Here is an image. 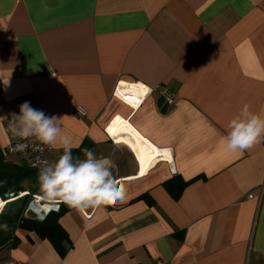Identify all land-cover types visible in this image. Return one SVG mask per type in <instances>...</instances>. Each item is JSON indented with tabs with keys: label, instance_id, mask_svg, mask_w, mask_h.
Returning a JSON list of instances; mask_svg holds the SVG:
<instances>
[{
	"label": "crops",
	"instance_id": "0c3cea01",
	"mask_svg": "<svg viewBox=\"0 0 264 264\" xmlns=\"http://www.w3.org/2000/svg\"><path fill=\"white\" fill-rule=\"evenodd\" d=\"M0 93L2 150L28 102L127 189L84 214L63 206L64 255L16 228L0 264H264V142L230 152L223 139L244 105L264 115V0H0ZM131 130L158 160L143 174L117 143ZM176 175L186 185L173 199L164 183Z\"/></svg>",
	"mask_w": 264,
	"mask_h": 264
},
{
	"label": "clouds",
	"instance_id": "9594fccd",
	"mask_svg": "<svg viewBox=\"0 0 264 264\" xmlns=\"http://www.w3.org/2000/svg\"><path fill=\"white\" fill-rule=\"evenodd\" d=\"M9 129L21 140L35 138L43 145L55 148L59 145L63 154L54 161H40L38 185L40 198L48 203H63L84 214L88 209L123 202L126 187L113 175L112 163L90 149H83V158L72 155V140L62 133L61 118L48 116L28 102L20 106L19 114H13ZM225 148L230 152L250 150L264 142V115L250 111L244 105L239 113L226 124ZM26 144H18L23 151Z\"/></svg>",
	"mask_w": 264,
	"mask_h": 264
},
{
	"label": "trees",
	"instance_id": "16d2710c",
	"mask_svg": "<svg viewBox=\"0 0 264 264\" xmlns=\"http://www.w3.org/2000/svg\"><path fill=\"white\" fill-rule=\"evenodd\" d=\"M84 145L79 148H72V155H76L84 149ZM4 150L0 148V198L4 200L5 194H13L15 197L19 193L27 192L15 200L9 201L7 208L0 212V224L4 229H0V247L8 241L15 243L13 232L16 228L34 231L40 238L47 239L60 255H64L69 239L65 230L59 224V218L64 213V207L59 212L48 214L42 221L34 218H25L23 212L29 203L31 194H40L38 185V171L31 168L27 162L20 164L13 163L6 159ZM186 183L180 176H174L164 183L165 189L173 199H178ZM8 231L4 235V232Z\"/></svg>",
	"mask_w": 264,
	"mask_h": 264
},
{
	"label": "built area",
	"instance_id": "2783aa9c",
	"mask_svg": "<svg viewBox=\"0 0 264 264\" xmlns=\"http://www.w3.org/2000/svg\"><path fill=\"white\" fill-rule=\"evenodd\" d=\"M114 95L126 103L125 100L121 99L120 96L117 94V88H115ZM161 97L167 103H170L175 94L167 89H163L161 91ZM0 103H4V97L0 93ZM75 115L81 117L84 115V110L82 108L76 107L75 108ZM18 144H26L27 147L23 151H18L17 145ZM4 154L6 155H27L29 156L28 164L31 168L35 169L39 172L40 169V161L47 160L49 161L52 156L57 158L60 157L61 152L56 150L55 148H50L49 146L43 145L40 141L35 138H30L29 140H21L18 137L13 136L7 147L4 149ZM27 194V192H24ZM23 196L22 193H19L16 197L18 198ZM253 195H249V198H252ZM63 206H67L63 203H48L41 200L40 196L33 195L32 199L29 201L28 205L26 206L23 216L25 218H34L38 221H42L48 214L59 212ZM43 207H47V209H43ZM40 210H37V209ZM1 264H26L19 260L8 259L3 261ZM154 264H167L163 260H157Z\"/></svg>",
	"mask_w": 264,
	"mask_h": 264
},
{
	"label": "bare ground",
	"instance_id": "6f19581e",
	"mask_svg": "<svg viewBox=\"0 0 264 264\" xmlns=\"http://www.w3.org/2000/svg\"><path fill=\"white\" fill-rule=\"evenodd\" d=\"M136 85L135 84L129 85L126 82L122 81L119 86L124 88L125 91L129 94V96H131V98H134L135 100L140 101L139 94L144 91L142 90L141 87H138ZM117 143H120L126 146L129 150H131L138 156L141 162V172H140L141 174L145 173L149 168L154 166V164L158 161L156 160V158H154V153L150 152V149L152 146L148 142L143 140L134 130L129 131L122 138L118 139ZM22 194L24 195L26 193H22ZM5 204H6V201L0 198V210Z\"/></svg>",
	"mask_w": 264,
	"mask_h": 264
},
{
	"label": "rangeland",
	"instance_id": "374dc122",
	"mask_svg": "<svg viewBox=\"0 0 264 264\" xmlns=\"http://www.w3.org/2000/svg\"><path fill=\"white\" fill-rule=\"evenodd\" d=\"M120 146H121L122 148H126V147H124V146L121 145V144H120ZM33 195H37V196H38V195H40V194H31V195H30V200L32 199V196H33ZM1 199H2V198H1ZM15 199H16V198H10V199L6 200V204H7L9 201H11V200H15ZM2 200H3V199H2ZM30 200H29V201H30ZM4 201H5V200H4ZM6 204L2 207V209L0 210V212H1L3 209H5V208L8 207ZM0 229H4V226H3L2 224H0ZM7 232H8V231L5 230L4 235L7 234ZM0 241H1V237H0ZM2 260H3V252L0 251V262H1Z\"/></svg>",
	"mask_w": 264,
	"mask_h": 264
},
{
	"label": "water",
	"instance_id": "95a60500",
	"mask_svg": "<svg viewBox=\"0 0 264 264\" xmlns=\"http://www.w3.org/2000/svg\"><path fill=\"white\" fill-rule=\"evenodd\" d=\"M15 196L13 195V194H10V195H8V194H5L4 195V200L6 201V200H8V199H10V198H14Z\"/></svg>",
	"mask_w": 264,
	"mask_h": 264
}]
</instances>
